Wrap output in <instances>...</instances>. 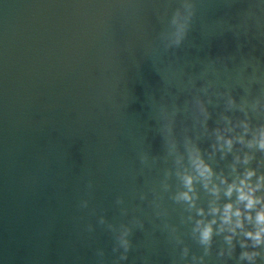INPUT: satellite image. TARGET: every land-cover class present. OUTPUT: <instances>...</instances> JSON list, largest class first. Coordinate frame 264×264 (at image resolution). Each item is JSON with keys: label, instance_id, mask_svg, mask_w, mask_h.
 <instances>
[{"label": "water", "instance_id": "obj_1", "mask_svg": "<svg viewBox=\"0 0 264 264\" xmlns=\"http://www.w3.org/2000/svg\"><path fill=\"white\" fill-rule=\"evenodd\" d=\"M91 2L147 75L214 146L218 135L233 139L231 152L218 150L243 172L264 174V152L236 141L244 136L247 142L264 127V0H194L197 11L187 39L167 51L160 33L180 0ZM253 75L260 82H251ZM190 77L196 78L195 87ZM201 77L215 87L202 91ZM245 154L254 157L250 163H236L235 157L242 160Z\"/></svg>", "mask_w": 264, "mask_h": 264}, {"label": "clouds", "instance_id": "obj_2", "mask_svg": "<svg viewBox=\"0 0 264 264\" xmlns=\"http://www.w3.org/2000/svg\"><path fill=\"white\" fill-rule=\"evenodd\" d=\"M196 5L194 0H180V5L177 7L171 15L168 21V27L160 33V41L167 51L173 48H180L187 39L189 32L192 28V22L196 16ZM201 79L204 81L201 90L207 92L208 89L215 87L214 83L210 80ZM251 82H260L254 75L250 78ZM191 87H195L196 78L190 77L188 81ZM200 111L207 116V111L200 104ZM245 133L248 132L249 126L247 123H243ZM236 141L245 144L248 148H256L261 152H264V127H261L257 134L253 136L251 140L247 142L244 136H239ZM218 144L214 147H218L222 152H231L233 148V139L226 138L223 135L217 136ZM176 145L173 142L172 148L175 149ZM188 161L191 167V172H185L180 174V179L186 189L183 192L177 194L175 199L177 201L186 202L189 209H196L197 214L201 217L205 215L203 208H196V200L198 199L195 191V184L200 183L202 187L210 193L214 199L209 202L208 212L212 216L211 220L205 221L203 219L197 220L193 229L194 233L198 234V242L204 247V255H209L213 237L216 234L227 232L228 235L224 237V240L229 245V255L234 251L233 239L238 234L244 236V240L240 242V247L246 249L248 247L247 241L252 242V248L257 249L264 246V196H257L256 193L261 189H264V174L256 175L254 169L246 168L243 174L236 175L235 178L229 182L228 178L224 175H217L212 166L206 162L201 150L196 146H185ZM226 154V153H225ZM253 156L245 154L243 159L239 156L235 157L236 163L249 164L253 159ZM141 165L145 164L146 157L141 154ZM264 163V162H261ZM232 170L235 172V164L232 165ZM256 177L255 183L252 182V178ZM218 181V182H217ZM88 187L91 188V182ZM223 192L224 196L228 198V201L222 206L217 203L220 199V194ZM235 196V200L232 197ZM141 200L146 197L141 194L139 197ZM88 201L82 200L80 202L81 208L88 207ZM124 203L123 198H117L116 204L122 205ZM155 207H159L158 204ZM255 213L254 215L252 213ZM122 215H127V209H121ZM160 215V213H157ZM245 221L253 225L251 230H245ZM99 223H105L103 217L99 219ZM133 223L140 229H143V221L134 217ZM218 225V226H217ZM217 226V227H214ZM111 227V226H110ZM123 230L118 236L119 248L123 249L120 253L117 264L119 261L127 260L128 253L132 249V242L129 236L132 233V229L126 225L122 226ZM88 231H93V226L88 225ZM239 230V233H238ZM114 247L113 252L119 250ZM188 249L185 248L183 255L187 256ZM97 255L103 257V251L98 250ZM223 255V252H221ZM260 255L258 251H242L240 253V260H247L249 264H255L256 258ZM193 261L197 264H204V256H193Z\"/></svg>", "mask_w": 264, "mask_h": 264}]
</instances>
